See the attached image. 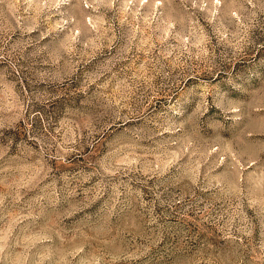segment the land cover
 Here are the masks:
<instances>
[{
    "label": "rangeland",
    "instance_id": "374dc122",
    "mask_svg": "<svg viewBox=\"0 0 264 264\" xmlns=\"http://www.w3.org/2000/svg\"><path fill=\"white\" fill-rule=\"evenodd\" d=\"M0 264H264V0H0Z\"/></svg>",
    "mask_w": 264,
    "mask_h": 264
}]
</instances>
